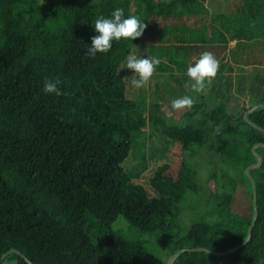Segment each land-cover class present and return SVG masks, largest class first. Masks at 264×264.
Wrapping results in <instances>:
<instances>
[{
  "label": "trees",
  "instance_id": "trees-1",
  "mask_svg": "<svg viewBox=\"0 0 264 264\" xmlns=\"http://www.w3.org/2000/svg\"><path fill=\"white\" fill-rule=\"evenodd\" d=\"M241 1L228 11L216 0H0V259L17 249L33 264H145L143 244L114 231V224L123 215L148 234L176 225L182 200L201 190L196 170L184 174V155L196 145L218 154L211 173L216 187L172 256L185 248L226 252L247 240L255 211L246 169L258 161L252 149L264 143V132L244 116L264 104V0ZM116 8L147 24L142 37L114 40L107 54L87 56L98 35L95 20ZM152 43L160 65L188 67L209 51L220 68L209 89L191 94L198 101L185 123L173 122L174 133L162 134L174 148L170 154L182 158L180 174L169 187L159 169L151 189L140 177L132 180L125 163L134 134L149 123L129 98L126 77L133 72L121 66ZM57 76L66 95H45L44 79ZM249 121L264 129V108ZM257 152L263 164L251 171L259 209L251 242L225 256L186 252L175 264L264 259V148ZM243 184H249L248 201L238 199ZM12 258L28 264L18 254L2 264Z\"/></svg>",
  "mask_w": 264,
  "mask_h": 264
},
{
  "label": "rangeland",
  "instance_id": "rangeland-1",
  "mask_svg": "<svg viewBox=\"0 0 264 264\" xmlns=\"http://www.w3.org/2000/svg\"><path fill=\"white\" fill-rule=\"evenodd\" d=\"M178 1L188 3L192 0ZM216 1H225L228 11H233L237 4L242 2L241 0ZM139 10L145 12L142 3L140 4ZM237 43V40L231 41V48H235ZM156 48L157 46L155 44L149 47L140 46L134 53H138L141 56L148 55L158 58L161 63L162 60L158 57L160 52ZM168 59L170 60V58ZM159 65L146 87L135 90L130 86L129 98L137 101L135 105L136 112L137 110L139 112L143 110V113H146L147 116L145 115L143 119L146 121L144 122L146 125L149 123V127H141L134 134L133 149L125 163L132 180L134 179L136 181L140 177V180L149 186L152 185L151 181L155 178L154 176L157 171L164 167V175L168 176L167 180L170 187L173 185L177 175L180 174L178 168L182 165L183 161L180 156L170 154L174 148L167 144L162 134L172 135L175 130L173 122L177 125H182L185 123L184 118L188 117L187 114L191 113V108L179 112L173 111L171 109V100L184 95L191 96L193 91L185 87L187 81L182 79V75L184 74L183 70L187 66L183 67L169 64L171 65L169 67L160 65L164 70ZM170 68L171 70L167 71ZM173 74L178 78H173ZM206 94L208 95V91ZM137 96L139 97L136 98ZM195 98H197L196 95ZM197 101L195 100V102ZM137 104H139V107H137ZM153 124L157 128H154ZM184 159L186 162L185 166L188 168L185 169L184 174H190L196 170L198 173L196 181L201 190L199 192H189L184 200H182L180 203V215L176 225L168 229L167 233L148 234L134 227L123 215L114 224V231L119 232L130 241L141 242L143 244L144 256L142 260L145 264H171L174 244L182 240L181 237L186 234L187 230L195 222L200 220L201 215L204 216V212L210 206V203L206 202V200L211 190L216 187L217 178L211 180V173L219 165L218 162L220 160L218 154L212 150L211 145H196L193 146L192 150H188L185 153ZM150 188L152 189L151 186ZM248 190L249 184L240 185L238 190L239 201H248L250 199ZM4 264H18V261L12 258Z\"/></svg>",
  "mask_w": 264,
  "mask_h": 264
},
{
  "label": "clouds",
  "instance_id": "clouds-1",
  "mask_svg": "<svg viewBox=\"0 0 264 264\" xmlns=\"http://www.w3.org/2000/svg\"><path fill=\"white\" fill-rule=\"evenodd\" d=\"M147 24L139 16L129 14L125 16L123 8H116L110 17H99L95 20L94 30L98 35L91 37V46L86 48V55L95 58L97 53L107 54L113 47V41L135 40L142 37ZM160 64L158 58L138 53H130L126 63L121 69L127 68L133 71L129 78L131 88L135 90L146 87ZM220 68V61L209 51H203L199 58L187 67L188 81L186 88L197 94H203L210 88ZM120 69V70H121ZM62 80L57 77H46L43 81L42 92L45 95H66L61 89ZM195 99L184 95L171 100V109L175 112L190 109L194 106ZM256 264H264V259L256 261Z\"/></svg>",
  "mask_w": 264,
  "mask_h": 264
},
{
  "label": "water",
  "instance_id": "water-1",
  "mask_svg": "<svg viewBox=\"0 0 264 264\" xmlns=\"http://www.w3.org/2000/svg\"><path fill=\"white\" fill-rule=\"evenodd\" d=\"M264 108V104H260V105H256L254 107H252L250 110H248V112L245 114L244 116V120L246 123H248L249 125H252L260 130H262L264 132V129L257 126L256 124H253L249 121V116L252 115L254 112H256V110ZM257 148H264V143H257L253 146V153L256 156V158L258 159V161L255 164L250 165L247 169H246V175L248 177V179L250 180L251 184L253 185V203H254V219L253 222L251 224V228L249 230V237L247 238V240L240 245L237 248L231 249V250H227L226 252H216V251H212V250H208L205 248H196V249H189V248H185L182 249L181 251L177 252L176 255H174L171 259V264H175L174 262L177 260L178 257H180L183 253L186 252H194V251H201V252H206L215 256H225V255H229V254H233L236 253L237 251H239L240 249L244 248L248 243L251 242L252 240V233H253V229L256 225V222L258 220V202H257V186H256V182L255 179L253 178V176L251 175V171L257 168H260L263 164V157L257 152ZM12 254H18L20 255L22 258H24L28 264H33L30 260H28L26 258L25 255H23L19 250L17 249H12L11 251H9L8 253H6L1 259H0V264H2L6 259H8Z\"/></svg>",
  "mask_w": 264,
  "mask_h": 264
}]
</instances>
